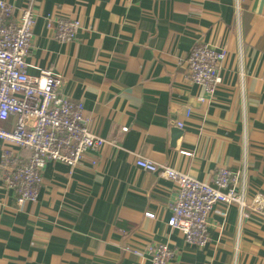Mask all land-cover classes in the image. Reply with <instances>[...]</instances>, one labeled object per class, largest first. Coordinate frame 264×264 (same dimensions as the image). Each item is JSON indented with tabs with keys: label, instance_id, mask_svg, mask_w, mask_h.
Instances as JSON below:
<instances>
[{
	"label": "crops",
	"instance_id": "0c3cea01",
	"mask_svg": "<svg viewBox=\"0 0 264 264\" xmlns=\"http://www.w3.org/2000/svg\"><path fill=\"white\" fill-rule=\"evenodd\" d=\"M0 1L14 20L28 8L36 15L28 74L61 78V95L83 104L105 140L74 169L48 163L35 203L20 204L0 168V264H150L151 244L170 247L167 264H264V205L246 217L233 206L226 219L217 207L199 248L168 225L175 184L136 165L143 158L211 186L227 168L248 204L264 201V0ZM62 19L81 24L72 42L56 37ZM203 45L228 52L212 98L189 77L187 58Z\"/></svg>",
	"mask_w": 264,
	"mask_h": 264
},
{
	"label": "built area",
	"instance_id": "2783aa9c",
	"mask_svg": "<svg viewBox=\"0 0 264 264\" xmlns=\"http://www.w3.org/2000/svg\"><path fill=\"white\" fill-rule=\"evenodd\" d=\"M13 15L14 6L0 1V142L8 147L1 154V177L5 186L17 193L20 204L35 203L48 163L74 169L89 153L99 151L105 140L89 130L83 104L61 95V78L47 70H41L38 76L28 74L27 57L36 15L30 8L22 10L17 20ZM80 28L78 20H59L56 37L63 43L72 42ZM227 56L225 48L203 45L187 58L191 82L201 87L208 98L215 95L222 82L220 69ZM199 101L204 103L207 98ZM190 114L188 108L187 115ZM12 117L16 122L12 130H7L3 124ZM12 147L27 150L28 159L22 160L11 151ZM136 165L175 184L176 200L168 225L180 231L187 244L199 248L208 244L209 218L217 207H221L218 213L223 219L233 206L244 217L248 209L263 213L264 201L256 197L248 204L244 194L236 191L237 174L227 168L218 170L211 186L143 158H138ZM147 216L154 218L152 214ZM145 251L150 255V264H167L173 259L170 247L164 244L147 245ZM134 253L143 256L140 251Z\"/></svg>",
	"mask_w": 264,
	"mask_h": 264
},
{
	"label": "water",
	"instance_id": "95a60500",
	"mask_svg": "<svg viewBox=\"0 0 264 264\" xmlns=\"http://www.w3.org/2000/svg\"><path fill=\"white\" fill-rule=\"evenodd\" d=\"M174 132H175V133H174V137H180V136H182V134H183L182 130H180V129H177V130H175Z\"/></svg>",
	"mask_w": 264,
	"mask_h": 264
}]
</instances>
